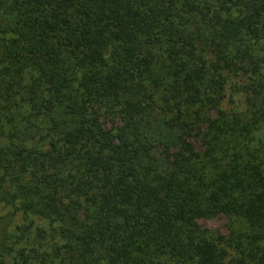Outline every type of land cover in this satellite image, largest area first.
Masks as SVG:
<instances>
[{
  "label": "trees",
  "instance_id": "1",
  "mask_svg": "<svg viewBox=\"0 0 264 264\" xmlns=\"http://www.w3.org/2000/svg\"><path fill=\"white\" fill-rule=\"evenodd\" d=\"M0 264H264V0H0Z\"/></svg>",
  "mask_w": 264,
  "mask_h": 264
}]
</instances>
